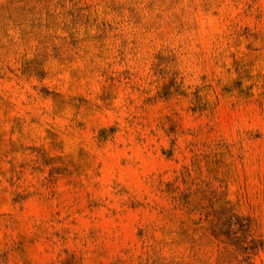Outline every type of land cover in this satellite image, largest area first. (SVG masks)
Here are the masks:
<instances>
[{
  "label": "rangeland",
  "instance_id": "374dc122",
  "mask_svg": "<svg viewBox=\"0 0 264 264\" xmlns=\"http://www.w3.org/2000/svg\"><path fill=\"white\" fill-rule=\"evenodd\" d=\"M0 264H264V0H0Z\"/></svg>",
  "mask_w": 264,
  "mask_h": 264
}]
</instances>
